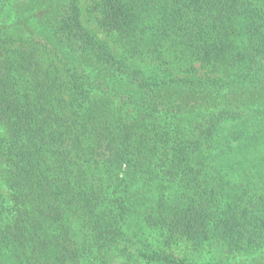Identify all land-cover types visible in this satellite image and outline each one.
I'll list each match as a JSON object with an SVG mask.
<instances>
[{
	"label": "trees",
	"instance_id": "1",
	"mask_svg": "<svg viewBox=\"0 0 264 264\" xmlns=\"http://www.w3.org/2000/svg\"><path fill=\"white\" fill-rule=\"evenodd\" d=\"M0 264H264V0H0Z\"/></svg>",
	"mask_w": 264,
	"mask_h": 264
},
{
	"label": "rangeland",
	"instance_id": "2",
	"mask_svg": "<svg viewBox=\"0 0 264 264\" xmlns=\"http://www.w3.org/2000/svg\"><path fill=\"white\" fill-rule=\"evenodd\" d=\"M88 26L92 28L100 38L110 40L104 33L96 31L97 27L95 23H89ZM172 71L175 75L179 74L175 68H172ZM204 75L205 71L201 70L197 73V75L194 74L190 76L202 77ZM148 237L157 248L166 250L167 252L178 258H187L196 260L198 262H204L207 260L215 259L218 255L217 248L215 246H205L200 252H197V249H195L193 245L186 240H180L175 245L166 248L164 246L161 234L156 230H148Z\"/></svg>",
	"mask_w": 264,
	"mask_h": 264
}]
</instances>
